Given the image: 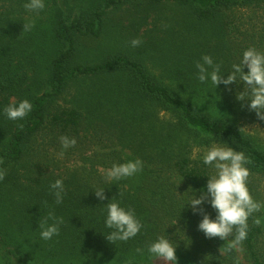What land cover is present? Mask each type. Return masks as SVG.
<instances>
[{
    "label": "trees",
    "instance_id": "trees-1",
    "mask_svg": "<svg viewBox=\"0 0 264 264\" xmlns=\"http://www.w3.org/2000/svg\"><path fill=\"white\" fill-rule=\"evenodd\" d=\"M27 2L0 0V264H163L147 253L160 236L178 245V264H234L236 250L221 254L228 242L207 238L189 203L215 172L201 148L223 142L251 159L248 187L264 203V139L243 128L264 120L237 100L239 79L201 83L196 62H222L226 79L246 49L264 52V0H44L38 13ZM123 9L132 17L126 27L112 15ZM152 20L155 36L145 39L140 31ZM135 38L142 44L133 48ZM92 43L95 59L79 62ZM146 58L163 74L151 73ZM24 99L32 111L8 119L4 108ZM61 136L77 143L58 158ZM136 158L144 162L136 178L105 179L104 170ZM57 179L61 204L50 188ZM101 187L105 200L94 192ZM113 197L144 224L115 244L105 236ZM197 207L215 219L210 203ZM49 211L64 223L46 241L38 223ZM248 224L243 258L264 264L263 208Z\"/></svg>",
    "mask_w": 264,
    "mask_h": 264
},
{
    "label": "clouds",
    "instance_id": "clouds-1",
    "mask_svg": "<svg viewBox=\"0 0 264 264\" xmlns=\"http://www.w3.org/2000/svg\"><path fill=\"white\" fill-rule=\"evenodd\" d=\"M23 7L30 12L38 13L45 8V2L44 0H28ZM33 27L34 21L25 23L22 32L31 31ZM130 44L136 48L142 44V40L135 38L130 41ZM201 59L202 62H196L198 80L201 83L210 77L211 82L217 88L221 83L228 86L237 83L239 79L244 88L243 91L237 93V100L250 101L247 104L249 110L255 111L259 120H264V52L255 47L246 49L242 60L232 65L233 71L227 75L226 79L221 75L222 62L214 63L209 55H204ZM245 67L248 69L246 73L244 72ZM32 107L31 102L24 99L18 103L9 104L4 108V113L10 120H22L32 111ZM18 127L22 129L24 125L20 124ZM60 142L62 150L57 154L58 158H63L65 151L77 143L75 138L68 136H61ZM202 159L203 163L212 166L215 172L208 177L207 190H201L199 198L193 196L189 203L194 213L199 212L203 215L198 229L209 239L218 237L228 242L226 247L219 249L221 254L234 249L240 251L249 231V218L264 208V203L255 200L248 187L251 172L247 165L252 161L243 151L234 150L226 142L213 143ZM3 163V159L0 158V164ZM143 168V160L136 158L125 163L113 164L111 168L104 170V176L107 181H120L142 172ZM6 174L7 170L0 168V181L4 180ZM50 188L54 191L56 204H61L66 194L63 180L57 179L50 185ZM104 189L101 187L94 190L100 200L107 199ZM189 190L192 191L191 188ZM205 202L210 203L217 212L215 219L204 212L202 207H197ZM106 209L105 225L111 231L105 236L113 244L134 238L144 227L142 220L136 216L135 210L122 207L116 197L108 201ZM63 223V217H58L54 211H49L38 223L41 238L47 241L58 236ZM253 223L260 225L261 221L256 218ZM177 246L168 236H160L147 246V253L150 258L155 261L160 260L163 264H178ZM135 251L140 255L144 254L142 248H137ZM128 264H132V261L129 260ZM234 264H240L238 257L234 259Z\"/></svg>",
    "mask_w": 264,
    "mask_h": 264
},
{
    "label": "rangeland",
    "instance_id": "rangeland-1",
    "mask_svg": "<svg viewBox=\"0 0 264 264\" xmlns=\"http://www.w3.org/2000/svg\"><path fill=\"white\" fill-rule=\"evenodd\" d=\"M112 15L114 16H118L120 21L125 25V27L127 25H129V20L132 18L128 12H126L125 9L121 10V11H116L113 12ZM27 18V17H26ZM32 19V18H31ZM128 30L127 28L125 29ZM140 35H143L144 38L146 39V36H151L154 35L155 36V22L152 20L150 21V23L147 25L146 28H142L140 31ZM96 43H92V46H90L88 48V50L84 51L80 56H79V62H85L87 60H93L96 57V54L98 52H96V48L98 46H96ZM145 65L147 66L148 70L153 73L154 75H162L163 73L161 72V70L159 68L155 67V58L154 60H151L150 58H146L145 59ZM80 86L74 87V90L79 89ZM73 90V89H72ZM245 127V128H244ZM243 128L246 131H249L251 133L257 134L260 138L264 139V123L263 122H257L255 124H244ZM208 148H201V154L204 156V154L206 153V151L209 149ZM136 178L133 176V179ZM259 189L261 190L262 194H264V183H262L259 187ZM264 211V208H263ZM237 253V257L240 260L241 264H247L246 261L243 258V251L240 250H236Z\"/></svg>",
    "mask_w": 264,
    "mask_h": 264
}]
</instances>
